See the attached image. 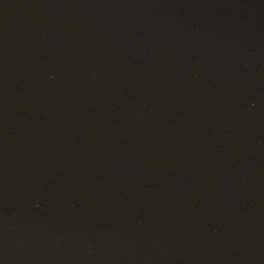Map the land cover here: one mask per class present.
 <instances>
[{
	"label": "water",
	"instance_id": "1",
	"mask_svg": "<svg viewBox=\"0 0 264 264\" xmlns=\"http://www.w3.org/2000/svg\"><path fill=\"white\" fill-rule=\"evenodd\" d=\"M0 264H264V0H0Z\"/></svg>",
	"mask_w": 264,
	"mask_h": 264
}]
</instances>
